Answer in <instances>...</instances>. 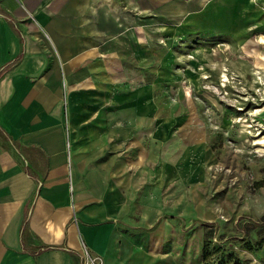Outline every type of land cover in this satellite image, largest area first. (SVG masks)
<instances>
[{
  "label": "rangeland",
  "instance_id": "1",
  "mask_svg": "<svg viewBox=\"0 0 264 264\" xmlns=\"http://www.w3.org/2000/svg\"><path fill=\"white\" fill-rule=\"evenodd\" d=\"M116 2L144 58L142 162L117 149L133 263L264 264V0Z\"/></svg>",
  "mask_w": 264,
  "mask_h": 264
},
{
  "label": "crops",
  "instance_id": "2",
  "mask_svg": "<svg viewBox=\"0 0 264 264\" xmlns=\"http://www.w3.org/2000/svg\"><path fill=\"white\" fill-rule=\"evenodd\" d=\"M116 8L0 0V264L140 257L118 222L117 149L142 162L144 58Z\"/></svg>",
  "mask_w": 264,
  "mask_h": 264
},
{
  "label": "built area",
  "instance_id": "3",
  "mask_svg": "<svg viewBox=\"0 0 264 264\" xmlns=\"http://www.w3.org/2000/svg\"><path fill=\"white\" fill-rule=\"evenodd\" d=\"M83 264H104V259L101 255L85 249Z\"/></svg>",
  "mask_w": 264,
  "mask_h": 264
},
{
  "label": "trees",
  "instance_id": "4",
  "mask_svg": "<svg viewBox=\"0 0 264 264\" xmlns=\"http://www.w3.org/2000/svg\"><path fill=\"white\" fill-rule=\"evenodd\" d=\"M257 224H259V222H256ZM203 224H212L211 222H208V223H203ZM264 225V223H262Z\"/></svg>",
  "mask_w": 264,
  "mask_h": 264
},
{
  "label": "bare ground",
  "instance_id": "5",
  "mask_svg": "<svg viewBox=\"0 0 264 264\" xmlns=\"http://www.w3.org/2000/svg\"><path fill=\"white\" fill-rule=\"evenodd\" d=\"M261 42H263L264 43V41H263V39H261ZM262 66V65H261ZM264 67V66H263Z\"/></svg>",
  "mask_w": 264,
  "mask_h": 264
}]
</instances>
